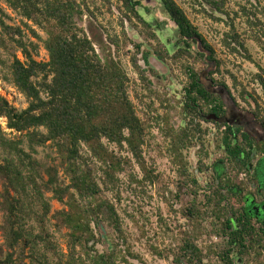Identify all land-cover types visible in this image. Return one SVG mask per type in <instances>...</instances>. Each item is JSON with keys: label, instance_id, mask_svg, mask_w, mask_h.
Instances as JSON below:
<instances>
[{"label": "trees", "instance_id": "obj_1", "mask_svg": "<svg viewBox=\"0 0 264 264\" xmlns=\"http://www.w3.org/2000/svg\"><path fill=\"white\" fill-rule=\"evenodd\" d=\"M116 1L129 18L136 19L147 31L150 29L137 11L140 0ZM145 1L157 2L175 25L178 38L174 43L177 48L174 58L192 57L194 52L206 68L214 66L213 70L203 69L201 72L189 66L184 68L187 81L183 87L182 113L188 117V123L178 130L165 126L171 138L175 163L188 177L182 151L192 146L196 139H201L205 131L195 120L212 122L218 130L223 127L221 145L224 157L219 162L227 163L226 170L219 163L213 167L208 193L204 194L205 208H197L192 203L186 212V217L194 222L210 218L211 228L222 237V242L217 247L208 245L203 255L196 244L198 235L190 234L173 252V262L206 264L205 258L213 255L217 264H241L244 256L249 255L252 244L258 245L259 242L254 239L257 237L255 225L243 206L246 188L256 185L264 170L257 169L262 155L256 159L255 166L252 164L259 154L256 138L227 119L226 100H232L233 104L236 101L228 86L213 78L220 61L183 9L175 0ZM4 2L22 18L32 36L42 42L48 58L46 61L36 60L33 54H38L39 45L27 44L19 27L7 25L0 19V46L6 47V37L9 36L8 41L22 56L21 59L13 53L7 64L5 80L27 102L24 109L18 110L0 96V118L6 120L5 128L9 131L6 133L0 126V180L4 185L0 194L3 214L0 228L5 246L11 250L0 257V264H15L13 252L21 242L23 249L30 251V259L35 258L32 263L51 264L44 254L39 255V250L56 249L51 242L52 235L44 226L38 233L25 227L33 216L31 203L26 202L28 197L32 196L43 208L38 219L40 224L44 222L43 216L50 212V203L44 192H49L50 199L63 205L51 214L53 229L65 237L68 250L64 260L57 264H135L133 260L140 258L127 245L116 207L103 197L104 191H114L120 200L118 175L131 163L141 172L140 179L134 175L129 177L140 193L157 179L143 157L146 126L129 98V79L111 51H106L100 43L101 54L98 53L94 41L78 26L77 19L82 18L84 11L75 0ZM202 2L217 11L223 7L222 0ZM28 22L43 29L47 37L42 39ZM150 36L155 39V35ZM223 42L232 53L246 51L236 33L227 35ZM135 48V54L130 57L132 66L150 90L149 79L136 57L140 46ZM156 56L161 58L162 54ZM142 58L147 64L149 53H142ZM258 77L264 93V81ZM253 117L264 132V116L253 112ZM11 134L17 135L10 138ZM111 145L119 151L125 150L130 157L110 149ZM38 148L50 151L46 157L51 164L37 157ZM59 169L67 183L62 181ZM241 174L246 176L244 180H239ZM188 182L197 184L195 177L189 178ZM108 231L114 232L115 238ZM153 252L163 259L170 251L153 248ZM137 264L144 263L139 261Z\"/></svg>", "mask_w": 264, "mask_h": 264}, {"label": "rangeland", "instance_id": "obj_2", "mask_svg": "<svg viewBox=\"0 0 264 264\" xmlns=\"http://www.w3.org/2000/svg\"><path fill=\"white\" fill-rule=\"evenodd\" d=\"M75 1L84 11L82 18L77 19L78 26L94 41V47L98 53L101 54V43L104 49L111 51L114 59L120 63L129 79L127 84L129 98L137 116L146 126L145 142L142 146L143 157L146 164L154 170L157 179L154 183L147 184L144 192L140 193L138 188L130 183L129 177L134 175L140 179L141 172L134 163H131L118 175L120 200L118 201L115 197L114 191L103 192V197L115 205L121 218L127 245L140 258L133 262L135 264L139 261L144 264H175L172 254L190 234L198 235L196 244L205 255L208 245L217 247L223 239L213 232L210 218L194 222L186 217V212L192 203H195L197 208H205L204 194L208 193L207 187L211 181L214 165L219 163L224 170L227 169L226 162L222 164L219 162L220 158L224 157V149L221 145L223 127L218 130L212 122L195 120L205 131L201 139H196L192 146L182 151L189 173L187 177L185 171L182 173V169L175 163L171 138L165 126H173L175 130L187 126L188 117L182 113L183 87L187 81L184 73L185 66L193 67L198 72L203 69L213 70L214 66L206 68L194 52L192 57H173L177 50L174 43L178 38L175 25L155 1L140 0L141 6L137 7L139 15L150 25L148 31L144 25L133 17L129 18L120 10V4L116 0ZM222 1L223 7L217 11L204 4L202 0H175L214 49L220 66L218 72L213 74V78L217 82H224L236 101L233 104L232 100H226L229 109L227 119L231 120L230 122L240 123L257 138L256 151L259 154L256 155L252 164L262 155V160L257 162V169L262 171L264 134L255 123L253 112L264 116V93L258 77L261 76L264 81V0ZM0 19L7 25L19 27L23 32L22 39L27 44L33 42L39 45L38 54H33L36 60H47V53L43 49L42 42L32 36L22 22V18L10 10L4 0H0ZM27 24L42 39L47 37L43 29L30 22ZM232 33L239 36L246 51L232 53L225 46L223 39ZM150 34L155 35V39ZM0 35H2L1 32ZM8 37H6V47L0 46V96L6 98L18 110H22L27 106L26 99L10 82L5 80L8 72L7 64L13 53L22 59L20 52L8 41ZM137 45L140 46V52L136 56L138 64L145 70L150 82V90L147 89L145 82L140 80L130 60V57L135 54ZM231 46L233 47L232 42ZM145 51L149 53L147 64L142 58V53ZM157 53L162 54L161 58H157ZM225 96L228 98L226 94ZM0 126L9 133L5 128V119L0 118ZM14 135L17 134H11L9 137L12 138ZM110 149L122 156L130 157L125 150L119 151L112 145ZM38 151L37 157L51 164L50 159L46 157L50 151L45 148H38ZM61 174L59 169L62 181L67 183V179ZM192 177L196 178V185L188 182ZM245 177L241 174L239 180H244ZM44 179L46 180L45 176ZM1 182L0 180V194L4 190ZM246 189L244 194L252 192L254 186H248ZM44 194L50 203V212L43 216L44 222L40 224L38 219L43 213V208L32 196L28 197L26 202L31 203L33 216L26 222L25 227L32 233H38L42 226L48 230L52 235L51 242L56 249L46 252L41 249L39 255L44 254L51 264H57L58 261L64 260L68 250L65 237L53 229L54 221L51 214L63 208V205L50 199L49 192ZM0 201H2L1 195ZM2 221L3 214L0 211V225ZM108 233L115 238L114 232L108 231ZM22 246L21 242L13 252L15 264H34L31 260L35 258L30 259V251L27 248L23 249ZM98 248L102 247L98 246ZM153 248L170 252L162 259L154 254ZM10 251L4 244V236L0 228V257ZM249 251V255L244 256L241 264H264V249L255 244ZM205 263L217 264V259L212 255L205 258Z\"/></svg>", "mask_w": 264, "mask_h": 264}, {"label": "flooded vegetation", "instance_id": "obj_3", "mask_svg": "<svg viewBox=\"0 0 264 264\" xmlns=\"http://www.w3.org/2000/svg\"><path fill=\"white\" fill-rule=\"evenodd\" d=\"M234 123L237 124L236 121H234ZM238 125L242 126L240 123H238ZM242 127L245 130L249 131V129H247L246 127ZM255 164L256 162L253 166H255ZM244 196V210H246L247 213L250 215V219L255 225L254 230L256 232L257 237L254 239L259 240L257 246L261 249H264V170L262 171V173H260L259 179L256 181V185H254L253 191L245 193ZM254 244L255 243H253L252 245L254 246ZM240 262H242V260Z\"/></svg>", "mask_w": 264, "mask_h": 264}]
</instances>
